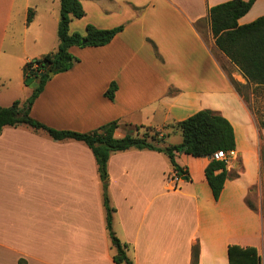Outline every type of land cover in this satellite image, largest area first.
<instances>
[{"label":"crops","instance_id":"0c3cea01","mask_svg":"<svg viewBox=\"0 0 264 264\" xmlns=\"http://www.w3.org/2000/svg\"><path fill=\"white\" fill-rule=\"evenodd\" d=\"M225 1L81 0L85 14L71 19L70 33L84 34L88 24L122 29L103 46H71L78 61L53 75L32 104L30 115L55 129L87 132L117 120L168 133L160 146L181 135L164 126L201 109L231 123L235 149L226 170L238 175L216 200L204 175L208 157L177 153L189 174L182 179L163 152L109 156L112 230L134 264H190L195 244L197 264H229L230 244L256 247L264 264V127L232 83L247 85L215 46L207 19L209 6ZM59 11V0H0V106L31 95L23 65L57 49ZM261 15L264 0H255L237 21ZM112 82L110 99L104 93ZM126 132L120 125L114 135ZM114 252L91 150L28 125L3 127L0 264H119Z\"/></svg>","mask_w":264,"mask_h":264},{"label":"trees","instance_id":"16d2710c","mask_svg":"<svg viewBox=\"0 0 264 264\" xmlns=\"http://www.w3.org/2000/svg\"><path fill=\"white\" fill-rule=\"evenodd\" d=\"M60 11L57 25L58 46L54 51L31 59L23 65L24 80H35L31 95L24 101L15 100L8 106H0V132L5 126L28 125L36 130L44 131L55 140L72 139L84 143L92 152L97 172L102 185V201L105 209V223L109 239L115 252L112 259L119 264H134L127 254L128 244L120 241L112 230L114 207L110 204L108 193L107 161L113 152L130 148L149 149L163 152L169 158L173 173L176 177L185 175L189 178L187 168L180 166L175 156L177 153L189 154L193 157H208L217 150L230 151L235 149V136L231 123L220 113L211 109H201L190 116L164 126L177 129L182 139L176 144L160 146L168 135L151 127L120 123L117 120L107 122L98 128L79 132L52 128L30 115L34 100L43 90L46 82L57 73L70 69L78 58L69 52L71 46H103L111 41L122 26L100 29L92 24L85 27V33L69 32V22L72 18H81L85 11L81 0H59ZM255 0H227L209 6L207 19L214 38L215 46L229 61L234 64L247 81V85L232 80L235 88L242 94V88L253 85V90H264V15L258 16L251 22L239 24L238 19L251 8ZM32 9L27 12V23L32 19ZM53 72L50 75L49 72ZM116 89L112 82L105 91V96L112 99ZM245 101L256 115L261 127L264 119L258 115V110L252 105L251 98L242 94ZM122 125L125 135L116 137L114 132ZM143 132L140 133V129ZM261 159L264 161L262 149ZM204 175L214 199H218L226 179L236 177L238 173L226 170V163L210 158L204 168ZM253 207L250 201H247ZM229 264H261V257L256 247L230 244L227 249ZM198 263V245L192 246L191 263ZM17 264H27L20 258Z\"/></svg>","mask_w":264,"mask_h":264},{"label":"rangeland","instance_id":"374dc122","mask_svg":"<svg viewBox=\"0 0 264 264\" xmlns=\"http://www.w3.org/2000/svg\"><path fill=\"white\" fill-rule=\"evenodd\" d=\"M36 57L34 56L33 58L31 59H35ZM30 59V60H31ZM25 64V63H24ZM25 85H27L28 87L32 88V90L34 89L35 87V80H30L28 83H26L25 81ZM242 94H246L248 95L250 98H251V101L253 102L252 105L258 110V115L264 119V90H261V89H256V90H253V88H250V87H244L242 88ZM143 128L141 129L140 132H143ZM169 142L171 143H178L181 141V135L179 133L177 134H174L172 135L169 140ZM253 198V197H251ZM255 202V208L256 209H259L258 208V202H257V199L254 200ZM260 209H261V213L263 215V218H264V199L263 201L261 202V206H260ZM264 253V249H263V252Z\"/></svg>","mask_w":264,"mask_h":264},{"label":"built area","instance_id":"2783aa9c","mask_svg":"<svg viewBox=\"0 0 264 264\" xmlns=\"http://www.w3.org/2000/svg\"><path fill=\"white\" fill-rule=\"evenodd\" d=\"M233 150L223 151L217 150L211 155V159L224 161L226 164L229 162L231 156L233 155Z\"/></svg>","mask_w":264,"mask_h":264},{"label":"water","instance_id":"95a60500","mask_svg":"<svg viewBox=\"0 0 264 264\" xmlns=\"http://www.w3.org/2000/svg\"><path fill=\"white\" fill-rule=\"evenodd\" d=\"M49 74H50V75H53V72L50 71ZM30 80H31V78H28V79L26 80V83H28ZM182 179H186V176L183 175V176H182Z\"/></svg>","mask_w":264,"mask_h":264}]
</instances>
